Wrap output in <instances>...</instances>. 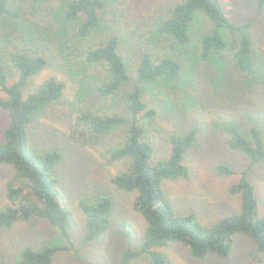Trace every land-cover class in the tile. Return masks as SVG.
I'll list each match as a JSON object with an SVG mask.
<instances>
[{"label": "trees", "instance_id": "trees-1", "mask_svg": "<svg viewBox=\"0 0 264 264\" xmlns=\"http://www.w3.org/2000/svg\"><path fill=\"white\" fill-rule=\"evenodd\" d=\"M255 1L262 14L264 0ZM233 3L169 1L161 5L148 35L129 52L121 25L109 18L122 0H0V111L10 120L0 141V165L14 169L7 204L0 207V230L11 229L18 222L44 220L72 243L67 227L71 213L63 205L59 180L53 174L63 154L35 149L29 126L64 104L68 82H76L74 77L79 76L80 93L72 110L76 111L72 116L77 128L74 138L82 146H95L120 133L110 158L127 165L110 182L123 192L136 193L134 208L148 225L140 247L125 252L116 264H131L142 256L153 264H171L166 250L172 244L188 247L197 259L211 254L228 258L237 234L247 236L264 253V214L250 181L253 167L264 162V100H258L260 107L254 113L249 110L243 121H220L228 147L248 164L242 170L217 166L220 176L239 175L229 193L241 198V211L211 226L202 225L193 214H177L163 190L165 181L190 177L187 158L199 141V128L168 130L163 139L169 152L160 159H156L157 148L148 134L159 99H149L147 90L182 87L179 83L187 67L184 57L191 55L206 64H223L231 58L232 69L242 77L240 82L250 90L261 85L264 90V53L258 51L250 34L252 22H237ZM54 63L60 66V74L36 83ZM192 86L183 94L196 104L200 89L192 91ZM168 110L179 119L186 118L172 102ZM79 207L86 219L84 242L104 236L111 225L112 198L101 192L82 196ZM64 249L29 247L15 264H52Z\"/></svg>", "mask_w": 264, "mask_h": 264}, {"label": "rangeland", "instance_id": "rangeland-1", "mask_svg": "<svg viewBox=\"0 0 264 264\" xmlns=\"http://www.w3.org/2000/svg\"><path fill=\"white\" fill-rule=\"evenodd\" d=\"M169 1L173 0H122L119 7L112 8L109 18L121 25L120 31L126 38L129 52H133V44L137 45L148 35L161 7ZM233 6L239 25L252 22L250 34L258 51L264 53V12L258 13L255 0H234ZM184 61L187 67L185 78L179 83L182 87L169 85L168 89L155 87L147 90L149 99H159L155 107L157 116L148 124V134L157 148L156 159H160L169 152L163 139L168 130L199 128V141L187 158L190 177L165 181L163 190L177 214H193L202 225L211 226L227 215L241 211V198L229 193L239 175L220 176L216 172L217 166L223 164L242 170L248 164L241 154L228 147L220 121L245 120L249 110L254 113L260 107L258 100H264V90L262 85L250 90L240 82L242 77L232 69L231 58L224 60L223 64L218 61L219 64H206L196 62L190 55L189 59L184 57ZM58 70L57 63L50 65L36 83L60 74ZM74 78L76 82H68L64 104L55 106L29 126L30 142L35 149L60 150L63 154L53 174L59 180L63 205L71 213L67 227L72 243L69 244L59 230L44 220L18 222L11 229L0 230V264H15L23 250L45 245L66 248L55 256L52 264H116L125 252L140 247L147 231L146 220L134 208L136 193L123 192L110 182L111 177L127 165L126 161L114 162L110 158L109 151L120 141V133L101 139L95 146H82L74 138L77 128L72 123V116L76 111L72 110L80 93L78 82L81 77ZM189 85L192 91L200 89V101L196 104H191L183 94L188 92ZM170 102L185 112L184 120L170 113ZM9 123V116L0 111V141ZM13 175V167L0 165V207L7 204V187ZM250 181L256 188L260 213L264 214V162L253 167ZM99 192L108 194L114 202L111 225L100 239L85 243L86 219L79 207V199ZM166 252L171 264H264V253H259L252 240L243 234L234 237L233 250L228 258L211 254L197 259L188 247L181 244H172ZM131 264L153 263L149 257L142 256Z\"/></svg>", "mask_w": 264, "mask_h": 264}]
</instances>
